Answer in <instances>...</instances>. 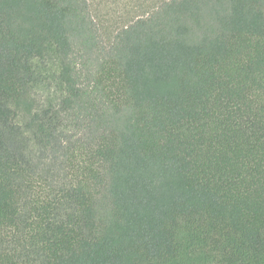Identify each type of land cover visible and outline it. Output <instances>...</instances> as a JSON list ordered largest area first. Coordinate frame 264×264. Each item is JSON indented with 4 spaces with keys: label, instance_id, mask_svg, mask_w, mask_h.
Returning a JSON list of instances; mask_svg holds the SVG:
<instances>
[{
    "label": "trees",
    "instance_id": "obj_1",
    "mask_svg": "<svg viewBox=\"0 0 264 264\" xmlns=\"http://www.w3.org/2000/svg\"><path fill=\"white\" fill-rule=\"evenodd\" d=\"M0 264H264V0H0Z\"/></svg>",
    "mask_w": 264,
    "mask_h": 264
},
{
    "label": "rangeland",
    "instance_id": "obj_2",
    "mask_svg": "<svg viewBox=\"0 0 264 264\" xmlns=\"http://www.w3.org/2000/svg\"><path fill=\"white\" fill-rule=\"evenodd\" d=\"M92 12L106 33H111L130 19L143 15L159 0H89ZM41 80L47 86H56L53 74L60 71L54 49L38 64ZM42 96V92H38Z\"/></svg>",
    "mask_w": 264,
    "mask_h": 264
}]
</instances>
